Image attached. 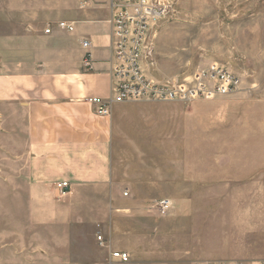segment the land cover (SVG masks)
I'll return each mask as SVG.
<instances>
[{"label":"rangeland","instance_id":"374dc122","mask_svg":"<svg viewBox=\"0 0 264 264\" xmlns=\"http://www.w3.org/2000/svg\"><path fill=\"white\" fill-rule=\"evenodd\" d=\"M167 1L170 12L151 38L147 75L157 81L184 78L217 63L241 86L209 100L123 105L115 122L117 166L136 194L122 189L129 195L121 207L144 214L134 217L136 248L130 258L138 263L144 252L167 264H184L189 256L190 264L264 260V223L248 224L249 212L264 216V0ZM77 4L0 0V43L22 31L14 7L39 9V25L45 28ZM162 199L170 203L165 216L156 210ZM1 202L0 234H5L17 217L16 203L13 195ZM78 229L71 256L85 259L104 233L84 225Z\"/></svg>","mask_w":264,"mask_h":264},{"label":"crops","instance_id":"0c3cea01","mask_svg":"<svg viewBox=\"0 0 264 264\" xmlns=\"http://www.w3.org/2000/svg\"><path fill=\"white\" fill-rule=\"evenodd\" d=\"M13 12L22 31L0 43V213H5L1 200L13 195L17 217L0 234V264H110L111 251L135 254L134 217L144 214L122 212V189L131 195L136 190L119 173L116 159L115 122L127 103L114 105L110 117L101 118L87 102L110 96L105 1L78 0L49 34H44L49 24L39 25V9L17 6ZM60 21L72 23L73 32L56 29ZM83 40L91 44L90 72L82 68ZM61 181L70 185L63 197L55 189ZM261 213L249 212L248 224L264 223ZM83 225L101 228L108 244L102 249L91 244L85 259L71 256L72 234L76 237ZM142 241L147 249L148 237ZM152 259L143 252L140 262L130 261L167 264ZM186 259L190 264L191 257ZM215 261L226 260L191 264Z\"/></svg>","mask_w":264,"mask_h":264},{"label":"built area","instance_id":"2783aa9c","mask_svg":"<svg viewBox=\"0 0 264 264\" xmlns=\"http://www.w3.org/2000/svg\"><path fill=\"white\" fill-rule=\"evenodd\" d=\"M108 9V23L111 28L109 47L112 52L109 64L111 79L108 98L92 97L87 100L97 117H110L114 105L134 102H180L190 103L196 100H209L218 96L236 93L241 86L240 79L231 71L217 63L194 72L184 78L174 77L157 81L147 75L152 65V36L157 24L168 16L170 2L167 0H104ZM85 4V3H84ZM56 29L73 32V24L60 21ZM52 30L48 26L45 34ZM81 46L86 50L82 59V68L86 72L93 70V60L88 52L90 42L83 40ZM61 197L70 191V185L61 181L55 185ZM128 193L123 192V197ZM170 209L166 199L156 203L160 216ZM96 241L102 248L107 242L101 235ZM110 264H132L130 255L122 251H111ZM195 264H244L240 261L202 262ZM264 264V261L258 263Z\"/></svg>","mask_w":264,"mask_h":264}]
</instances>
